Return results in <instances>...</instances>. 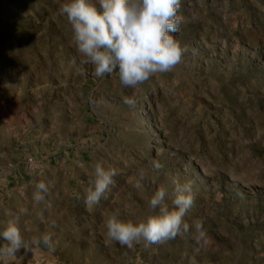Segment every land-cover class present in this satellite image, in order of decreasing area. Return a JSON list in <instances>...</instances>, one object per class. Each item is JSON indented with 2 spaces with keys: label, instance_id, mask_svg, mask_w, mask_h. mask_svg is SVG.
Segmentation results:
<instances>
[{
  "label": "rangeland",
  "instance_id": "obj_1",
  "mask_svg": "<svg viewBox=\"0 0 264 264\" xmlns=\"http://www.w3.org/2000/svg\"><path fill=\"white\" fill-rule=\"evenodd\" d=\"M63 2L0 0V232L21 220L25 239L50 235L55 245L0 264H264V138L248 142L264 128V0H182V63L136 88L119 83L118 69L97 78L81 63ZM27 154L44 164L31 176L58 183L38 205L8 197L25 191L11 180ZM98 161L118 175L89 209L83 189ZM174 180L192 183L184 219L202 220L207 242L193 239L194 228L133 249L106 237L107 214L142 218L161 186L171 207Z\"/></svg>",
  "mask_w": 264,
  "mask_h": 264
},
{
  "label": "clouds",
  "instance_id": "obj_2",
  "mask_svg": "<svg viewBox=\"0 0 264 264\" xmlns=\"http://www.w3.org/2000/svg\"><path fill=\"white\" fill-rule=\"evenodd\" d=\"M182 0H64L59 12L70 25L69 43L81 57V63L93 66V75L103 78L118 69L119 83L126 88H136L157 74H164L182 63L186 48L174 34L180 31L186 18L179 14ZM75 62V61H73ZM123 103L134 107V97H122ZM264 138V128H257L248 142ZM155 171L162 169L158 160L151 161ZM116 168L96 162L88 186L83 189L84 203L91 209L115 185ZM139 179L134 187L142 190L146 171L138 170ZM171 207L166 203L169 195L164 186L159 187L146 201L147 211L137 220L121 218L119 211L110 212L103 219L106 237L122 247L133 249L137 243L162 245L177 236L195 229L193 239L199 244L207 242L203 221L191 224L184 218L194 204L190 181H173ZM49 184L41 181L33 192L34 204H41L49 193ZM40 220L44 217L40 216ZM0 257H15L22 249L31 252L41 244L54 251L50 235L25 239L15 222H9L0 232ZM195 264V261H192Z\"/></svg>",
  "mask_w": 264,
  "mask_h": 264
},
{
  "label": "crops",
  "instance_id": "obj_3",
  "mask_svg": "<svg viewBox=\"0 0 264 264\" xmlns=\"http://www.w3.org/2000/svg\"><path fill=\"white\" fill-rule=\"evenodd\" d=\"M20 164H21V162H20ZM18 165L17 166V164L16 165H14L13 166V168H14V171H15V173H14V175H13V178L15 179L14 181L13 180H11L12 181V183L14 184V182L16 183V184H18L19 186H22L23 187V189L25 190V191H23V192H12V196H9L8 195V197H11V198H13V197H20L23 201H25V202H28V201H32L33 199H32V197H33V191H32V188H33V186H31V183H33L34 181L36 182V181H38V182H41V181H44L45 183H47V184H49V193L46 195V197L48 196H51V194L53 193V190L57 187V185H58V183L54 180V178L52 177V176H48V175H46V174H41V175H39L38 177H35V176H31L30 174H28L27 172H26V170L23 168L22 169V167H21V165ZM22 170H21V169ZM30 185V186H29ZM33 185V184H32ZM17 186V185H16ZM29 187H30V189H29ZM16 188V187H15ZM27 189H29L30 191H26ZM0 190H1V188H0ZM16 193H19V194H17V196H16ZM8 201V200H7ZM14 210H17V209H14ZM17 211H15V212H13V215H17ZM5 217H6V215L4 214V212L0 209V226L1 225H3L5 222H4V220H5ZM16 224H21V220H18V221H16Z\"/></svg>",
  "mask_w": 264,
  "mask_h": 264
},
{
  "label": "built area",
  "instance_id": "obj_4",
  "mask_svg": "<svg viewBox=\"0 0 264 264\" xmlns=\"http://www.w3.org/2000/svg\"><path fill=\"white\" fill-rule=\"evenodd\" d=\"M25 170L28 174H37L44 168V164L33 155H26L23 161Z\"/></svg>",
  "mask_w": 264,
  "mask_h": 264
}]
</instances>
